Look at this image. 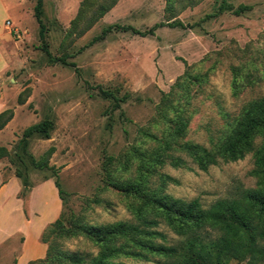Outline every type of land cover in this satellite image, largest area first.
Instances as JSON below:
<instances>
[{
    "label": "rangeland",
    "instance_id": "374dc122",
    "mask_svg": "<svg viewBox=\"0 0 264 264\" xmlns=\"http://www.w3.org/2000/svg\"><path fill=\"white\" fill-rule=\"evenodd\" d=\"M110 1L43 0L42 40L36 0H0V112L12 115L0 130V146L9 152L0 159V171L7 179L19 169L29 184L18 193L23 207L8 198L13 185L0 194V264H17L24 235L31 240L29 249L42 246L45 252L36 250L22 264H46L47 243L87 260L96 255L97 245L81 234L50 233L47 243L41 236L61 213L66 228L78 218L89 227L134 222L130 207L142 200L131 189L113 186L109 176L120 187L134 181L173 198L198 199L203 208L261 187L251 174V153L203 171L180 145L212 148L243 106L264 95V0H116L99 17L101 5ZM225 2L231 7L219 11ZM240 5L245 10L235 14ZM176 21L182 25L173 26ZM111 24L154 31L141 35L113 28L102 35ZM44 45L66 63L49 61ZM181 111L188 123L183 136L165 150L163 165L147 169L143 161L154 163L147 152L166 146L172 119ZM45 119L52 123L49 138L31 136L22 153L18 143L23 130ZM178 155L183 165H171L170 157ZM43 157L46 168L31 161ZM55 178L64 191L62 199ZM154 228L168 244L181 239L162 221ZM16 230L24 235L10 237ZM38 230H43L37 239L41 245L35 244ZM201 233L215 237L217 231ZM117 261L156 264L164 258L122 254ZM224 264L249 262L230 259Z\"/></svg>",
    "mask_w": 264,
    "mask_h": 264
},
{
    "label": "trees",
    "instance_id": "16d2710c",
    "mask_svg": "<svg viewBox=\"0 0 264 264\" xmlns=\"http://www.w3.org/2000/svg\"><path fill=\"white\" fill-rule=\"evenodd\" d=\"M115 1L111 0L108 4H102L98 16H102L110 9ZM42 5L43 0H36L34 16L39 25V37L44 40L46 27L41 18ZM230 7L225 2L219 6L218 10L222 11ZM245 8L244 5H240L234 13L240 14ZM172 25L177 26L182 23L176 21ZM113 28L121 31L131 30L141 35L152 34L154 31L153 28L140 31L130 25L111 24L103 30L102 35ZM44 51L49 61L66 63L64 58L53 57L46 45H44ZM11 117V113L8 114L7 110L0 112V130ZM172 121L173 128L166 146L158 145L147 152L152 158L150 161L154 162L150 164L148 161H143L147 169L152 165H163L168 160L164 157L165 150H170L174 140L183 136L188 124L183 111L175 113ZM227 125L219 141L212 148L184 142L180 145L181 150L191 156L198 168L203 171H207L209 166L216 165L220 161H236L251 153L254 159V169L251 174L259 179L260 188L243 190L236 197L220 199L210 207L203 208L198 199L187 201L173 198L167 194H160L155 188L146 190L142 184H136L134 181L122 184L120 187V184L109 176L110 170L107 176L112 179L109 182L113 186H118L117 188L129 193L132 190L131 193L142 200L139 205L130 207L136 220L89 227L81 224L78 218L70 228H66L62 222L61 213L49 224L46 233L44 230L41 236L43 243L48 242L50 233L55 234L56 237H78L81 234L96 244L98 251L87 260L82 254L64 252L57 244L47 243L46 254L42 261L46 264H123L117 260L125 254L142 260L156 255L164 258V261L156 264H224L230 259H248L249 264L264 262V95L245 104L239 116ZM51 126V121L45 119L26 127L18 143L21 152L26 154L28 139L33 135L39 134L49 138ZM51 152L52 148L48 149V153ZM138 152L141 160H144V153ZM8 155V150L0 146V159ZM28 156L31 158L30 155ZM16 157L22 158L20 155ZM170 158L171 165H183L181 156ZM31 161L40 168L48 166L47 158L44 157L39 161L32 158ZM15 175L21 179L24 186H29L28 178L23 176L19 169H16ZM160 177L162 180L166 179L165 175ZM54 185L62 199L64 191L58 178L54 179ZM160 221L181 237L177 244H168L166 236L157 229H153ZM208 228L217 231L215 237H207L208 234L201 233ZM158 238H161L162 242L158 243ZM32 262L30 261L29 264H33Z\"/></svg>",
    "mask_w": 264,
    "mask_h": 264
},
{
    "label": "crops",
    "instance_id": "0c3cea01",
    "mask_svg": "<svg viewBox=\"0 0 264 264\" xmlns=\"http://www.w3.org/2000/svg\"><path fill=\"white\" fill-rule=\"evenodd\" d=\"M11 185H13V187H14V190H13V192L11 193V195H9L8 196V198H13V200H15L17 203L18 202H20V203H22V207H23V205H24V200H23V198H21V197H19L18 196V193L22 190V188L24 187V188H26L23 184H22V181H21V179L19 178V177H17L15 174H13V175H11V176H9V177H7V179H4L3 178V175H2V173H1V171H0V194H2L3 192H8V191H6L7 190V188H9ZM55 186V185H54ZM40 187H43V185H40L39 187H37L35 190H34V192H32L31 193V196L32 195H34V193L40 188ZM57 191V190H56ZM51 193V192H50ZM52 196H55L56 198H57V194L55 193V190H54V188L52 187ZM58 199V198H57ZM4 203V201L2 202V204ZM56 211V210H55ZM54 213L55 212H53V214L51 215L52 217L54 216ZM33 216H35L34 214H33ZM23 219H24V222L27 224V223H29L30 221H28V219H27V217L25 216V213L23 212ZM41 229V228H40ZM43 230H41V232H42ZM41 232H40V230H38V232H36V236H35V244H39V245H41V243H39L38 241H37V239H38V237H39V235L41 234ZM18 233H21V234H23L24 235V233H22V231H19V230H16L15 232H13L12 234H11V236L10 237H14V236H16ZM9 237V238H10ZM24 242L22 243V244H20V246L22 247V252H21V254L17 257V264H22L25 260H27L28 259V256H31V255H33L35 252H37L36 250H40V251H43V252H45V250H44V248L41 246H39V248L38 249H29L27 246H28V244H29V242L31 241L30 239H29V237H27V236H25L24 235ZM8 239V238H7ZM16 246H18V245H16ZM34 250V251H33ZM27 261H25V263H26Z\"/></svg>",
    "mask_w": 264,
    "mask_h": 264
},
{
    "label": "built area",
    "instance_id": "2783aa9c",
    "mask_svg": "<svg viewBox=\"0 0 264 264\" xmlns=\"http://www.w3.org/2000/svg\"><path fill=\"white\" fill-rule=\"evenodd\" d=\"M7 24H9V21H7Z\"/></svg>",
    "mask_w": 264,
    "mask_h": 264
}]
</instances>
